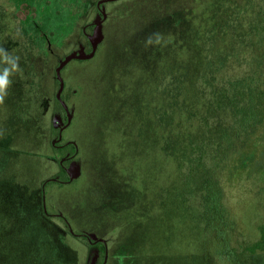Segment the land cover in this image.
<instances>
[{
	"label": "rangeland",
	"instance_id": "obj_1",
	"mask_svg": "<svg viewBox=\"0 0 264 264\" xmlns=\"http://www.w3.org/2000/svg\"><path fill=\"white\" fill-rule=\"evenodd\" d=\"M97 1L0 0V48L13 57H19L20 68L19 72L10 77L12 83L8 88V95L4 103L0 104V264H98L101 259L100 252L86 247L82 243L83 240L70 237L59 219L44 217V220H39L41 214H38V210L41 209L42 199L39 198L38 180L42 176L47 177L49 171L52 172L53 165L48 163L47 158L40 157L39 151L44 149L45 140L41 144V136H38L31 123L24 119L28 114L35 117L37 109L27 108V96L31 90L37 92L41 88L39 82L48 73L52 53L54 57H62L76 49L72 54L84 56L80 34L83 28L90 31L88 27L91 25L94 26L90 35L93 44L98 46L103 41V21L97 13ZM132 2H137L133 9L128 7L126 11L120 12L119 19L110 21L107 27L109 35L100 50L99 59L93 65L72 71L77 81L83 83L88 91L100 89L94 80L95 77L102 74L107 78V88L112 87L113 94H110L108 99L105 97L104 103L108 108L103 110L100 119H108L124 127V121H128L118 114L125 100L130 105L134 104L130 99L131 94L134 95V92L140 89L143 92L149 91L153 85L151 75L161 73V66L159 69L150 63L153 61L154 65L158 66L162 59L167 60V56L179 54L181 60L187 61L186 70L178 76L175 74L177 71L170 68L172 71L164 74L158 86L173 98V107L163 116L166 118L165 125L171 138L166 140L165 152H154V142H150L153 133L148 120L144 140L138 146L142 153L141 159L145 162L142 171L137 168L139 161L136 160L138 155L135 146L138 143L122 129V135H119L120 147L111 156L103 155L102 150L94 153L93 163L98 169V174L93 183L94 190L87 198L92 206L88 216L84 215L82 210L71 212L68 209L70 202L77 204V200L82 198L72 197L68 187L59 189L49 185L53 199L51 198L50 206L49 202L45 205L49 214L67 209L76 219L79 217L77 224H73L75 228L87 230L90 227L100 230L102 235L112 239L116 247L115 255L120 257L114 264H215L208 251L202 250V254L198 256L200 258L194 254L197 251L194 240L199 239L201 234L200 230L194 228L199 209L194 203L199 205V193L196 191L194 195V192L181 188L183 180V185L193 190L200 179L207 177L206 171L210 172L212 167L207 164L203 173L194 171V162L186 161L187 152L183 148H186V143L183 142V147L181 146L180 137L183 135L176 122L174 125L173 122L176 114L183 112L181 103H186V110L190 114L188 123L192 129L185 135L192 136L193 139L194 119H197L207 137L206 145L200 144L202 151L210 154L213 153L209 144L210 136L222 143L229 138L223 124L217 127V115L218 119L224 124H229V127L231 124L238 125L236 112L229 103H223V108L211 104L216 94L225 90L229 96L238 89L246 91L245 88L251 84L249 87L257 90L255 100L260 101L258 95L261 91L258 84L263 73V61L255 53L257 47H264V0H249L245 7L231 8H227L222 0H131ZM155 4L156 8H149ZM120 5L123 6L124 2L118 3L117 6ZM139 5H145L149 9ZM165 7H169L168 10L192 9L190 14L182 17L186 21L182 29L179 28V32L174 29L172 35L167 31L164 35H153L156 30L154 29L146 37V40L152 38L151 44L132 34L131 30L149 23L155 17V12L165 11ZM228 13L231 17L227 30L222 31V36L225 38L226 32L230 34L234 39L233 47L230 51L227 50L229 52H219L217 38L215 40L213 34L209 33L205 42L206 47L210 46L211 52L207 63L206 60L204 62L206 65L203 72L199 67L204 52L200 50L198 43L205 35L202 36L201 33L217 23V16L227 17ZM23 46L27 49L23 50ZM188 50L190 53H187L186 57L185 51ZM29 54L33 57L32 64ZM149 56L151 60H148ZM34 67H37L36 72H33ZM72 67L73 65L69 69ZM133 77L138 80L134 81ZM255 78L257 82L254 81ZM197 88L201 89V94L208 99L207 104L212 107L204 111L203 117H194ZM122 92H125L126 96ZM242 94L246 100V93ZM223 98L222 95L221 99ZM227 101L228 97L224 99V102ZM259 113L264 115L262 107ZM72 115L73 112H70L71 117ZM52 116L53 111L49 116L45 114L42 118L45 131L52 124ZM180 118L177 119L178 122H181ZM55 120L56 126L62 125V118L56 116ZM214 124L216 128L208 127ZM254 130L243 140L245 144L240 153L230 158L231 164L222 170L221 179L224 202L231 208L232 221L235 220L234 244L242 264H264V125H256ZM195 144L196 142H193L192 146L195 147ZM34 151L37 154H34ZM132 155L136 159H132ZM190 156H193L192 153ZM181 159L185 160L186 165H191V169L183 168L181 173H175ZM245 161L247 166L242 167L241 162ZM67 171L72 178H77L81 172L80 161L74 160ZM111 174L114 175L109 176ZM162 175H165V179L160 180ZM151 178L154 179L153 182H150ZM156 178L158 184H164L166 180V191H175L171 197L167 194L166 202H163V199L156 200L157 202L149 200L148 192L158 185ZM87 180H84V185ZM6 182L11 184L7 185ZM23 184H29V187L33 188L27 199L20 198L21 194L26 196L29 193L28 189H22ZM136 186L138 194L142 195L140 204L129 208ZM175 194L180 195L179 199H176ZM173 197L175 199H172ZM104 202H109L106 209L102 206ZM24 203L27 207L30 205L29 209L34 210L33 214ZM113 206L116 207L115 211ZM125 220L131 224H123ZM113 223L118 225L111 232L109 229ZM89 237L95 239L96 235L89 232ZM210 240H205V244L211 252ZM116 241H119V245H116Z\"/></svg>",
	"mask_w": 264,
	"mask_h": 264
},
{
	"label": "trees",
	"instance_id": "obj_2",
	"mask_svg": "<svg viewBox=\"0 0 264 264\" xmlns=\"http://www.w3.org/2000/svg\"><path fill=\"white\" fill-rule=\"evenodd\" d=\"M222 1L225 2L227 8L228 7L231 8L232 6L245 7L248 4L249 0H222ZM114 3H115L114 0H107L106 2L108 6ZM136 3L137 2L131 3V0L128 1L127 3L125 2L122 11L123 10L126 11L128 7L130 9H133ZM139 6H142L147 9L156 8V4L152 5L149 8L146 7L145 5H139ZM168 8L169 7H165V11L162 12H158V11L155 12V17H153L149 23L139 28H135L131 30L132 34L135 37H138V39L140 40H146L147 35L150 34V32H153L154 29L156 30L155 32H153L154 33L153 35H156L158 33L164 35L165 31H167L170 35H172V31L174 29L179 32V28L182 29V26L185 25L184 23L186 21L182 17L187 13L190 14L189 11L190 10L192 11V9L189 10L188 8L186 9L173 8L168 10ZM230 17H231L230 13H228L227 17H221L220 15L217 16V21H216L217 23L211 27H208L206 32L201 33L202 36L205 35L204 38L201 40V42L198 43L200 50L204 52V56L201 57V59H203L204 61L201 60L199 67L201 71L204 72L206 65L204 62L206 60L207 63V59L211 52L210 46L206 47V42H205V40L207 39L206 37L209 33L213 34L215 40L217 38L216 43H218L219 52H229L230 51L229 49L233 47L232 44L234 39L231 37V35L226 32L225 35L226 37L224 38L222 36V31L227 30V26H228L227 23ZM117 19H119V17L112 18L106 21V26L105 27L103 26L104 39L101 43L98 44L95 50V54L92 57L74 58L71 61H69L61 69L60 72L61 79L59 78L57 69L60 67L61 61L64 60L66 56L72 54L76 49H74L73 51L67 54H64L62 57L52 56L50 65L48 66L49 67L48 73L44 75L45 77L39 82V86L41 88L37 92H32L31 90L27 96L29 99V104L27 108L36 107L37 112L35 114V117L30 116L28 114L24 119L27 120V123L28 122L31 123V126L38 133V136H41L40 138L42 140V142L40 141L41 144L45 140L44 149L39 151L40 157L47 158L48 163L53 165L52 172L49 171L47 177L42 176L40 180H38L40 187L39 198L42 199L41 209L39 208L38 214H41V216H43V217L40 216L39 220H44L43 219L44 216L49 213L47 205H45L46 202L47 203L49 202L48 206L51 205V198L53 192H51V187H49V185L56 186L59 189L68 187L72 197L82 196V198L77 200L76 202L78 205L73 202H70V204L68 205V209L71 212H73V210L79 209L80 212L82 210V213L84 215L85 214L86 216L89 215L88 212L92 211L91 209L92 206H91V201H89V199L87 198L88 195H90L91 191L94 190L93 183L96 179V175L98 174V169L96 166H94L93 163L94 153L95 151L98 152L99 150H102L103 155L106 154L107 157L111 156L115 152V150L118 147H120L119 135H122V129H125L126 132L130 135V137H132L133 140L136 143H138L135 146L138 157L137 159L134 158L135 157L134 155H132L131 157L132 159H136L139 161L137 168H139L142 171H143L142 167L143 164H145V162L142 161L141 159L142 153H141V149H139L138 146L140 142L144 140L145 128L148 127V120L150 121V126L153 133L152 137L150 138V142H154L155 145L154 152L156 153L158 152L161 153V151L165 152L164 146H166V140L167 138H171L169 132H167V127L165 125L166 118L164 119L163 116H165L167 112L170 110V108L173 107L174 102L170 93L161 91L160 90L161 87L158 88V86H160L159 81L163 79L164 74L166 72L172 71L169 70L170 68L176 70L177 73L175 74H177L178 76L182 75L181 72L186 70L187 61L181 60L180 58L182 57H180L179 54L177 56L176 54H173V56L171 55L170 57L167 56V60L162 59V62L160 61L161 64L159 63L158 66L154 65L153 61L150 63L154 67H159V69L161 66V71H160L161 73L159 74L153 73L151 75L152 78L157 80L151 78V82L153 83V85L151 86L149 91L143 92V90L140 89L139 91L134 92V95L131 94V96L132 95L133 96L132 97L130 96V99L134 101V104L130 105L126 103L125 100L123 107L121 109L119 108L120 112L118 116L121 117L122 119L125 118L128 121V122L124 121V127H121L119 123H113L111 120L106 119L101 121L100 119L103 110H106L108 108L104 103L105 97H107L108 99V96L110 94H113L112 87L107 88L108 86L107 78L103 77L102 74L101 76L95 77L94 80L98 84L100 89H95L96 91L95 90L88 91L85 88V85H83V83L81 82H78L77 78L74 77L75 74L73 72L74 71L76 72V69L83 68L86 65H90V64L93 65L94 62L97 59H99L101 52L100 50L107 41L109 35V29L107 27L111 23L110 22L111 20H117ZM194 21H195V15H194ZM192 28L193 26H191V31ZM93 29L94 27L90 28L91 33ZM91 33L82 34L81 32L80 34L82 35L81 37L83 39V42H81V44L83 45L82 47L84 48V52L86 55H91L94 52V44L90 38ZM174 33L176 32H173V34ZM183 37L184 36H182V38ZM165 38L166 37H164V39ZM78 41H79L78 43H80V40ZM257 45L259 46V44ZM26 49L27 48L24 47L23 50ZM189 51L190 50H188L187 52L185 51L186 57L190 53ZM260 52L263 56L260 55ZM255 54L263 61L261 66V71L263 73L262 76L260 75V79H259L260 84H258L261 91L258 95L260 101L255 100V91L257 90H254L253 87H249L251 84H249L245 88L246 91L244 90L239 91L238 89L236 91L237 93L234 92L232 94H229V96L225 92V90L216 94V98L212 99L211 104L223 108L226 103L227 104L229 103V106L232 107L236 112L235 114L238 117L236 121L238 125L235 126L234 124H231V126L229 127V124L226 123L224 124L223 121L218 119L219 116L217 115L216 117L217 119L215 121L218 122L216 123L217 127L219 124H223L226 128V134L229 136V138L226 140V142L222 143L220 140H217L214 136H210L209 144L213 149V153L207 154V152L202 151L203 148L201 147L200 144L205 146L206 145L205 140L207 137L203 127L201 126V123L197 119H194V137H193L194 140L192 139V136L188 137L187 135H185V133L191 132L192 129L188 123L189 122L188 116L190 114L186 110V106H185L186 103L184 102L181 103V106L183 107V112H181L180 114H176V119L173 122V125L176 122L175 124H177L178 130H180V133L183 135L180 137L181 146L183 147V142L186 143L185 144L186 148L183 147L186 150L184 151L187 152L186 161L188 163L194 162V171L195 172L198 171V173H203L207 164H209L212 167L210 172L206 171L207 177H203L202 179H200V182L194 185L193 190L192 188L183 185L184 182L183 180H182L181 188L186 189L184 191L187 192L189 191L194 192V195L196 191H198L199 193L198 199L200 200V203L199 205L196 202L194 203V205H197L199 208L197 209L198 217L194 221V228H197L198 231L200 230L201 234L199 239L194 240V247L197 248V251L194 254L197 258H200L198 256L202 254V250L203 252L208 251L209 253H211L209 257H212L214 259L215 264H242V261L240 260V256H239V251L238 249L235 248V244H234L235 230L233 226L235 225V220L232 221L231 208H229L230 206L228 204H225L224 202V197H223L224 193L222 189L221 179H222V170L226 169L228 165L231 164L230 158H234L236 154L240 153V150L243 148L245 144L243 140L247 136H249V134L255 131L254 129L256 128V125L259 126L264 125V115L261 116V114L259 113L260 107L264 109V47L262 48L257 47ZM28 56L30 57V61L32 64L33 57L30 54ZM148 60H151L150 56ZM71 65H73V67L69 69ZM28 71L30 72V70ZM36 71H37V67H34L33 72ZM199 73H198V77H199ZM133 80L136 81L138 79H136V77H133ZM127 81L129 82L130 78ZM254 81L257 82V79L255 78ZM32 83H34L33 80ZM62 83L64 85L63 89H61ZM126 91L128 90L126 89ZM243 92L246 93L247 96L246 100H244V96L242 94ZM122 93L126 96L125 92ZM195 94H198V96L195 99L197 104L194 103V117H196V115H200L201 117H203L204 111L208 109V107H210V109H212V107L209 106L210 104L209 105L207 104L208 99L205 95L201 94L200 88H197L195 90ZM222 95L224 96L223 99H221ZM226 97H228V101L224 102V99ZM52 111H53L52 117L54 119H52V124L50 125V128H48V130L45 131V128L43 126L44 122L42 118L45 117V114L49 116L52 113ZM70 111L73 112V118H70L69 116ZM217 111L220 112V110ZM56 116L62 118L63 123L61 126L55 125ZM178 118L181 119V122H178L177 120ZM208 127L213 129L216 128L215 124L214 126L208 125ZM193 142H196L195 147L192 146ZM203 143H205V145ZM190 151L193 156H190L191 153H188ZM35 153L36 151H34V154ZM74 160L80 161L81 172L77 178L71 179V176L67 171V168ZM179 161L180 159L178 160V162ZM184 161L183 159H181V164H179V166L177 164L178 171L176 168L175 173L177 172L181 173L183 171V168L191 169L190 167L191 165L190 166L188 164L186 165ZM241 166L242 167L247 166V162L246 161L241 162ZM113 175L114 174H111L109 176H113ZM165 175H162L159 179L160 180L165 179ZM85 179L88 180L84 185L83 182ZM153 180L154 179L151 178L150 182H153ZM155 181L157 183V178ZM9 182H6V184L7 185L11 184ZM165 182L164 184L157 183L158 185L154 187L155 189L153 191H150V193L148 192L149 200L160 201L163 199L162 200L163 202L167 201L166 196L169 192L166 191L167 184ZM45 184L47 185L45 186ZM138 185L139 184H137V186ZM137 186L133 190L134 192L133 198L136 199L131 198L132 202L129 205V208H134L136 207V205L140 204L139 201L142 195L138 194ZM164 186H165V191H163ZM22 189L29 190L28 195L23 196L21 194L20 196V198L27 199V197H29L31 194L30 190H33V188L31 186L29 187V184L27 185L23 184ZM59 189L57 191H59ZM174 193L175 191H171V193H169L170 197ZM96 194L97 197H99L98 192H96ZM175 197L176 199H179L180 195L175 194ZM175 197H173L172 199H175ZM107 205L109 207V202H104L102 204V206L105 207V209ZM29 206L27 207V204H25V207H27L28 209ZM113 207L115 211L116 207L115 206ZM33 211H34L33 209L32 211L29 209L30 213H32ZM61 211L55 212V214L57 215L56 217L55 214H51L49 216L47 215V217H49V219L57 218L63 221L65 227L68 230L69 236L83 240L82 243L85 244L86 247H90L91 249H97L98 244L95 245V243L98 241H102L99 243L101 246L104 245V242L108 246L111 245L109 258L104 264L115 263L114 260L116 259L115 258L116 247L113 245L112 239L102 235L100 230H94L91 229L90 227L87 228V230L86 228H84L83 230L81 228L80 229L75 228L73 224L74 223L77 224V219L79 220V217H77L76 219V217H74L71 214V212H69L67 209L66 210L62 209ZM60 214L63 215V218H61ZM125 222L131 224L130 221L127 222L126 220L122 223L125 224ZM117 225H118L117 223H113L111 225V228L110 229L108 228L109 231L111 232L114 231ZM85 232L94 233L96 235V238L89 240V238H87L89 237V235ZM80 234H87L88 236L86 235L87 236L86 237ZM128 236H130V233L128 234ZM98 238L100 240H97ZM208 239L209 240L212 239L210 240L212 241L211 252L209 247L205 244V240ZM116 242H117L116 245H119V241Z\"/></svg>",
	"mask_w": 264,
	"mask_h": 264
},
{
	"label": "flooded vegetation",
	"instance_id": "obj_3",
	"mask_svg": "<svg viewBox=\"0 0 264 264\" xmlns=\"http://www.w3.org/2000/svg\"><path fill=\"white\" fill-rule=\"evenodd\" d=\"M115 1V3L114 4H112V5H110V6H108L107 4H106V2H107V0H98L97 1V4H96V8H97V13L99 14V15H101V17H102V21H103V26L105 27L106 26V21L107 20H110V19H112V18H117L119 15H120V12L122 11V9L124 8L123 6H117L118 5V3H127L128 1H130V0H114ZM114 12H117V14H114ZM91 27H94L93 25H91L90 27H88L89 29L91 28ZM89 34V33H91V31H89L87 28H83L82 29V34ZM53 51H51V53H52ZM54 55V53H52V55H51V57ZM70 112H72V111H70ZM70 112H69V116H70ZM70 118H73V115H72V117L70 116ZM48 216L49 215H51V214H47ZM47 215H45L46 216V218L48 219L49 217H47ZM44 216V217H45ZM59 216V215H58ZM60 216H61V218H63V215H61L60 214ZM59 216V217H60ZM61 221V220H60ZM63 224H64V222L63 221H61ZM65 225V224H64ZM67 229V228H66ZM68 231V230H67ZM85 233H87L88 235H89V232H85ZM87 234H80V235H83V236H86ZM87 235V236H88ZM86 236V237H87ZM87 238H89V240H91L90 239V237H87ZM97 240H100L99 238L97 239ZM100 242H102V241H98V242H96L95 243V245H97V249H95V252L97 251V252H100L99 253V255H100V260H99V263L98 264H104L106 261H107V259L109 258V254H110V247H111V245L110 246H108L105 242H104V245H100L99 243ZM103 244V243H102ZM104 246V247H103ZM113 246V245H112ZM115 258L116 259H119L120 257L118 256V255H115ZM115 259V260H116ZM114 260V262H116Z\"/></svg>",
	"mask_w": 264,
	"mask_h": 264
},
{
	"label": "clouds",
	"instance_id": "obj_4",
	"mask_svg": "<svg viewBox=\"0 0 264 264\" xmlns=\"http://www.w3.org/2000/svg\"><path fill=\"white\" fill-rule=\"evenodd\" d=\"M152 38L149 37L146 41L147 44H151ZM159 40L157 39V43ZM19 57H13L9 55L3 48H0V104L4 103L5 97L8 95V88L12 81L10 77L19 72Z\"/></svg>",
	"mask_w": 264,
	"mask_h": 264
},
{
	"label": "water",
	"instance_id": "obj_5",
	"mask_svg": "<svg viewBox=\"0 0 264 264\" xmlns=\"http://www.w3.org/2000/svg\"><path fill=\"white\" fill-rule=\"evenodd\" d=\"M96 48H97V45H95V43H94V52L91 54V55H84V56H80V55H74V54H70V56H68L66 59H64V61H62V63H61V65H60V67L58 68V74H59V78L61 79V76H60V72H61V69L69 62V61H71L72 59H74V58H88V57H92L94 54H95V50H96ZM63 83H62V88L61 89H63ZM80 175V174H79ZM71 179H74V178H72L71 177Z\"/></svg>",
	"mask_w": 264,
	"mask_h": 264
}]
</instances>
